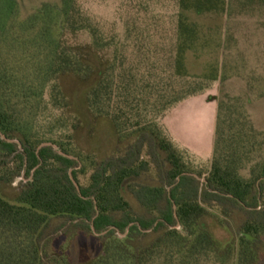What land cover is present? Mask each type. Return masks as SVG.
I'll return each instance as SVG.
<instances>
[{"label": "trees", "instance_id": "16d2710c", "mask_svg": "<svg viewBox=\"0 0 264 264\" xmlns=\"http://www.w3.org/2000/svg\"><path fill=\"white\" fill-rule=\"evenodd\" d=\"M59 1L21 19L17 0H0V264H264L262 136L239 98L220 99L203 181L161 124L173 105L217 80L184 67L202 35L185 12L209 11L213 0H191V8L175 0L174 29L163 32L169 46L129 15L130 57L80 0ZM221 7L233 18L264 11V0ZM68 77L78 91L66 90ZM86 116L111 124L117 153L90 157L75 148ZM43 143L58 150L38 149ZM151 170L155 184L145 181ZM23 177L16 193H5ZM212 209L242 216L223 249L202 223Z\"/></svg>", "mask_w": 264, "mask_h": 264}, {"label": "rangeland", "instance_id": "374dc122", "mask_svg": "<svg viewBox=\"0 0 264 264\" xmlns=\"http://www.w3.org/2000/svg\"><path fill=\"white\" fill-rule=\"evenodd\" d=\"M17 1L21 19L43 5L58 6L60 3L59 0ZM213 2L208 5L209 11L203 9L197 13L189 9L185 12L188 21L195 24L202 35L194 49L185 55L184 67L189 76L208 78L213 74L217 80L203 93L173 105L161 119L169 140L183 152L189 169L201 173L200 181L211 166L220 99L224 95L239 98L238 105L245 109L254 129L262 136L260 155L264 156V11L227 18L222 11V0ZM80 4L84 12L117 37L116 42L126 46L127 57L133 51L130 46L133 41L127 40L125 35V21L129 15L135 17L138 28H148L157 39L162 38L158 42L166 46L171 44V39H166L163 32L171 35L174 29V16L178 12L175 0H80ZM190 4L191 0L189 8ZM64 86L70 92L79 90V83L72 77L65 78ZM73 143L78 151L90 157L113 155L121 147L114 139L111 124L94 123L88 116L79 122ZM80 180L86 181L82 176ZM21 181L26 180L18 178L5 186V193H16ZM145 181L156 183L154 170L147 174ZM124 197L132 203L128 193H124ZM241 220V215L224 219L212 209L202 223L223 249L236 238Z\"/></svg>", "mask_w": 264, "mask_h": 264}, {"label": "water", "instance_id": "95a60500", "mask_svg": "<svg viewBox=\"0 0 264 264\" xmlns=\"http://www.w3.org/2000/svg\"><path fill=\"white\" fill-rule=\"evenodd\" d=\"M1 138L4 139L3 136H1ZM7 141H8V142H11V141H9V140H7ZM48 146L52 147L54 150H58L57 146L54 145V144H52V143H43V144H41V145L39 146L38 149H41L42 147H48ZM58 153L61 154V155H63V156H66V157H67V155H65V154L62 153L61 151H58ZM69 158H71V157H69ZM69 176H70V180L72 181L73 185L75 186V188H76L77 191L79 192V186H78V184L75 182L74 178L72 177L71 171H70V173H69Z\"/></svg>", "mask_w": 264, "mask_h": 264}]
</instances>
